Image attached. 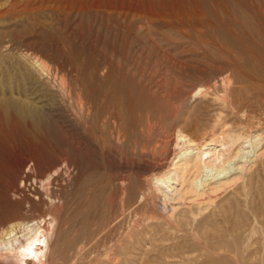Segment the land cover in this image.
<instances>
[{"label": "rangeland", "instance_id": "374dc122", "mask_svg": "<svg viewBox=\"0 0 264 264\" xmlns=\"http://www.w3.org/2000/svg\"><path fill=\"white\" fill-rule=\"evenodd\" d=\"M145 3L139 0L142 10L153 18L148 22L137 16V30L127 34L116 25L114 12L88 0H0V44L8 43V52L0 47V94L18 91L19 67L13 57L29 51L45 56L52 70L65 74L70 87V97L57 92L55 83V92L47 95L29 84L20 88L25 94L36 92L43 96L36 126L21 123L13 115L6 116L0 108V264H17L7 256L5 242L20 237L24 224H43V219H51L53 229L45 264H101L110 241L117 233L125 236L130 229L132 217L128 215L132 208L141 218L156 210L158 201L150 198L147 190L152 174L167 168L177 171L167 189L175 195L173 224L185 232L197 227L204 240L210 239L208 244L226 248L224 254L229 253L225 260H218L204 251H195L189 257L197 254L198 260L190 264H264L262 116L253 119V125L248 127L222 107L210 90L192 95L198 80L211 84L210 79L217 75L214 66L189 39L195 31L169 26L167 15L156 14L158 8ZM177 8L178 20L185 22L186 16L179 5ZM171 17L176 24L177 15ZM171 57L183 67L173 66ZM103 65L109 67L110 73L123 74L137 91L138 103L130 116L133 138L119 136L116 140L115 135L109 136L106 129L95 126L93 110L85 114L72 102L75 91L91 106L101 102L99 87L105 72L96 68ZM195 65L207 72L197 77L192 70ZM93 69L96 72H91ZM179 131L196 146L211 144L210 140L220 132L261 134L263 141L254 152L233 164L226 175L201 173V181L192 183L191 164H183L178 157L173 159L172 153L183 146L182 140L176 138ZM248 147L246 144L245 151ZM219 182L224 185L211 192ZM140 194L144 198L135 202ZM121 212V226L115 230L110 225L105 228ZM155 219L146 229L142 227V232L133 233V240L139 241L128 244L126 255L134 259L130 264H145L147 259L160 263L164 255L190 253L195 248L187 233L184 236L169 229L163 219ZM103 229H107L104 237ZM166 259L180 264L177 258Z\"/></svg>", "mask_w": 264, "mask_h": 264}, {"label": "bare ground", "instance_id": "6f19581e", "mask_svg": "<svg viewBox=\"0 0 264 264\" xmlns=\"http://www.w3.org/2000/svg\"><path fill=\"white\" fill-rule=\"evenodd\" d=\"M141 1L142 3L146 2L145 4H148L150 7L158 8V13L156 14L167 15L166 17L169 18L167 24L169 26L174 27L177 30L181 29L185 31L184 27H186L192 31H195L188 36L189 39L196 45L198 49L203 51L206 60L211 62V66H214L217 75L212 79L209 77L211 84L198 80V84L195 87L193 86L192 95H201L202 93H207L210 90L214 98L219 101L222 107L228 109V112L231 115H234L238 122L250 127L253 125V119L257 120L260 119V116H262V121L264 124V0ZM88 2L93 4L95 3L97 7L108 9L111 12H114L117 16L115 19L116 25L122 28L127 34H133L135 30H137L136 24L134 23L137 16L141 15L142 18H145L148 22H150V20L153 18L152 16H154L151 13H147L146 11L144 12L142 10V6L139 5V0H88ZM177 5H179L180 10L183 12L184 16H186L185 22L181 21V19L178 20L180 17L178 13L180 11H178ZM171 14L177 15V17H175L178 20L176 24H173L174 21H172L173 18L171 17ZM144 15H146V17H144ZM0 47L1 50L6 53L8 49V43L3 42L0 44ZM13 58L19 67L17 81L18 91L15 93L10 92L0 94V108L6 116L13 115L21 123L29 122L32 126H36L40 117L43 96L38 95L36 92H31L30 95L25 94V92L23 93L20 88H23L26 84H29L32 87L36 86L37 91L42 90L44 95H47L53 91L55 92L56 89L54 90L52 87V85L55 83L57 92H63L69 96V82L67 83L65 77L63 76L65 74L61 75L58 71L52 70L47 58L38 52L29 51L26 53H16ZM170 63L173 66L179 68L183 67L184 65L172 57L170 58ZM198 64L204 65L203 63ZM206 65L207 66L205 67L209 66L208 63H206ZM75 66L77 67V65ZM201 67H199V65H195L192 68V70L195 71L194 75L197 77H199L202 72H207L205 68ZM99 69L100 71L102 70L105 72L104 80L101 87H99L101 88V92L103 94V99L101 102L98 103V105L96 104L97 106L89 105V102H87L78 92L75 91L78 88L74 89L75 92H72L71 98L73 101H71L78 108V110H85V114L86 112H92L90 110H93L92 116H94L95 119V126L97 125L104 131L106 129V132L108 131L109 136L115 135L114 137L116 140L122 136L133 138L130 116L136 107L135 105L138 103H136L137 91L132 85L129 84V82L126 81L127 78L126 80L124 79L122 76L123 74L120 75L116 72L110 73L109 67L107 65H103L102 68H96V71H99ZM92 71L96 72L95 69L91 70V72ZM78 74L76 76L79 78L80 74ZM86 78L88 79V77ZM83 79L85 78L83 77ZM92 119L93 117L91 118V121ZM262 128L264 129V127ZM182 134L183 133H180L179 131L176 138H180L182 140L183 146L176 153H172L173 159L178 157L179 159L183 160V164H191L190 167L194 169L192 183H197V179L201 181V173H210L212 177H221L222 175H226L231 170V166L233 164L241 159H244L248 153L250 154V152H254L256 149L255 147H257V145H259L260 141L263 139V135L261 134L253 135L243 132H238L236 134L232 132H220L216 137H213L210 140L211 144H201L196 146ZM246 144L249 146L248 151H245ZM188 149L191 150L188 151ZM173 159H171V163ZM175 164L176 163L174 162L173 166ZM240 168L239 170H241ZM176 177L177 171L175 168H167L163 171H157L152 174L149 183L150 187L147 191L149 192L148 194L150 198L154 197L157 199L158 202L156 203L158 208L156 207L154 208L156 210L149 212L147 217L141 218L142 216L139 217L136 208L131 207L132 209L130 212L128 211V218L130 215L132 217L130 220V229H127L126 233L124 234L125 236L117 233L116 238L110 241L111 243L109 244L108 249L103 254L101 253L103 255V258L101 255V260H103L101 261V264L133 263L134 259L128 258L126 255L127 253L129 254V251H127L128 244L132 246L136 240L139 241V239L133 240V233L142 232L143 230L141 228L143 227V229H146L149 227L148 224L155 218L163 219L165 224L170 227L169 229H175V231L178 233L181 232L182 235L187 233L193 243H195V248L192 250L190 249V253L180 252L176 254L170 253V255H164V260H162L160 263V260L158 261L157 259H147L145 264H171L169 263L171 261H168L166 258H177L179 259L180 264L195 262L198 260V257L195 256L198 255L196 254L193 256L194 258L189 256L190 254H195V251L199 252V250L208 253V256L210 257H218V260L221 257L224 258V260L225 257H228L227 255H229V253L224 254L226 248L216 247L211 245V243L208 244L206 242L208 239L205 238L204 240L197 227L193 229L190 228L189 230L191 231L185 232L173 224L172 210L176 205L173 202L175 195H171L167 189L170 187L171 180L175 179ZM199 185L202 184L200 183ZM223 185L224 184H220V182L217 183L216 186L211 188V192H216ZM139 198H144V195L140 194L138 197H135V202ZM199 211L201 210L199 209ZM122 213L123 212L112 218L109 224L105 225V228H108L110 225L114 230L118 229L124 221V215ZM39 222L40 221H38V223ZM41 222H43V224H35L33 222L32 224H24V229L22 228L23 233L20 234V237H14L8 241L6 240L7 242H5L3 248L8 251L7 256L14 258L17 264H24L25 260H27L25 264H45V255L49 242L48 240L49 237H51L50 233L53 229L51 219H43ZM106 230L103 229L102 234L101 232L99 233L104 237L106 235ZM119 231L120 230H118V232ZM102 236L100 237L102 238ZM181 237L178 236V238ZM142 241L146 242V240ZM158 243H160V241ZM103 245L104 244H102V246ZM147 245L151 246V243H147ZM160 257L162 259V255ZM228 262H230V260ZM174 264L177 263L175 262Z\"/></svg>", "mask_w": 264, "mask_h": 264}, {"label": "water", "instance_id": "95a60500", "mask_svg": "<svg viewBox=\"0 0 264 264\" xmlns=\"http://www.w3.org/2000/svg\"><path fill=\"white\" fill-rule=\"evenodd\" d=\"M26 262H27V260L24 261V263H26Z\"/></svg>", "mask_w": 264, "mask_h": 264}]
</instances>
